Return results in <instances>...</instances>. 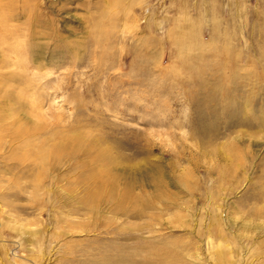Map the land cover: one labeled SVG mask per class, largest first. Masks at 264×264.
<instances>
[{"label": "rangeland", "instance_id": "1", "mask_svg": "<svg viewBox=\"0 0 264 264\" xmlns=\"http://www.w3.org/2000/svg\"><path fill=\"white\" fill-rule=\"evenodd\" d=\"M92 247L264 264V0H0V264Z\"/></svg>", "mask_w": 264, "mask_h": 264}, {"label": "bare ground", "instance_id": "2", "mask_svg": "<svg viewBox=\"0 0 264 264\" xmlns=\"http://www.w3.org/2000/svg\"><path fill=\"white\" fill-rule=\"evenodd\" d=\"M40 160V159H39ZM18 234H24L22 233V231H18ZM26 234V233H25ZM28 234V233H27ZM30 237L33 239H38L39 235H41L38 232H32L29 234ZM28 235V236H29ZM29 238V237H28ZM34 243V242H33ZM102 244V243H101ZM100 244V245H101ZM99 244L96 245L100 246ZM94 247V246H93ZM92 247V248H93ZM107 248V247H106ZM110 248V247H109ZM91 258L89 259V257L87 258V263L89 264H164V261L161 260H156V259H143L142 261L140 260V262L138 260H133L129 257H127L125 254L123 253H117L111 249H101V248H93V250L90 251L89 255ZM157 257V256H156ZM75 262V261H73ZM166 262V261H165ZM82 263V262H81ZM167 263V262H166ZM259 263V262H258ZM257 263V264H258ZM78 264V263H77ZM263 264V262H262Z\"/></svg>", "mask_w": 264, "mask_h": 264}]
</instances>
